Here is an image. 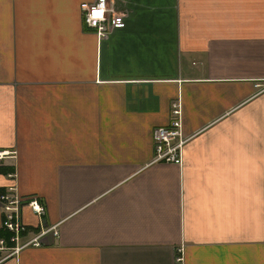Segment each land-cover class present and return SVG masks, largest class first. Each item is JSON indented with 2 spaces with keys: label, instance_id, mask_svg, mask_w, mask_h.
<instances>
[{
  "label": "crops",
  "instance_id": "0c3cea01",
  "mask_svg": "<svg viewBox=\"0 0 264 264\" xmlns=\"http://www.w3.org/2000/svg\"><path fill=\"white\" fill-rule=\"evenodd\" d=\"M93 1L0 0V193L53 227L21 248V206L0 264H264V0H107L103 36ZM173 102L188 140L152 163Z\"/></svg>",
  "mask_w": 264,
  "mask_h": 264
},
{
  "label": "built area",
  "instance_id": "2783aa9c",
  "mask_svg": "<svg viewBox=\"0 0 264 264\" xmlns=\"http://www.w3.org/2000/svg\"><path fill=\"white\" fill-rule=\"evenodd\" d=\"M107 0H94L90 5L85 7L84 24L87 28L94 29L98 36H103L109 29H119L123 27L121 15L115 14L111 7L106 4ZM150 139L153 146L152 163L174 164L180 159V151L184 143L188 140L181 131V111L177 102L170 104L168 123L164 127L152 129ZM10 156L6 151H0V161ZM21 206L27 207L36 217L39 234L32 242L29 241L21 246L28 244L37 246L36 241L39 236L53 229L44 228V211L34 196L20 197L14 185L7 186L0 193V228L9 233L8 242L14 244L17 242L19 235L24 231V225L19 219V210ZM14 250H17L14 248ZM13 248L6 245V241L0 238V252L6 255L0 258V262L10 257ZM176 261H181L177 258Z\"/></svg>",
  "mask_w": 264,
  "mask_h": 264
},
{
  "label": "trees",
  "instance_id": "16d2710c",
  "mask_svg": "<svg viewBox=\"0 0 264 264\" xmlns=\"http://www.w3.org/2000/svg\"><path fill=\"white\" fill-rule=\"evenodd\" d=\"M9 233L5 232L4 230H0V238H3L6 243L8 242ZM9 245V243H7Z\"/></svg>",
  "mask_w": 264,
  "mask_h": 264
},
{
  "label": "bare ground",
  "instance_id": "6f19581e",
  "mask_svg": "<svg viewBox=\"0 0 264 264\" xmlns=\"http://www.w3.org/2000/svg\"><path fill=\"white\" fill-rule=\"evenodd\" d=\"M28 245H29V244H28ZM28 245H27V246H28Z\"/></svg>",
  "mask_w": 264,
  "mask_h": 264
}]
</instances>
